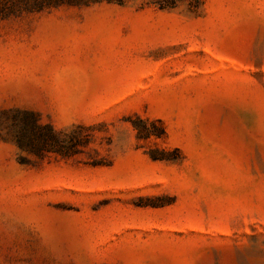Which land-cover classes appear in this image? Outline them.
I'll list each match as a JSON object with an SVG mask.
<instances>
[{
    "label": "rangeland",
    "instance_id": "rangeland-1",
    "mask_svg": "<svg viewBox=\"0 0 264 264\" xmlns=\"http://www.w3.org/2000/svg\"><path fill=\"white\" fill-rule=\"evenodd\" d=\"M0 264H264V0H0Z\"/></svg>",
    "mask_w": 264,
    "mask_h": 264
},
{
    "label": "trees",
    "instance_id": "trees-1",
    "mask_svg": "<svg viewBox=\"0 0 264 264\" xmlns=\"http://www.w3.org/2000/svg\"><path fill=\"white\" fill-rule=\"evenodd\" d=\"M49 2L57 3H73L81 4L88 2H103L124 4L128 0H48ZM205 0H142V5L155 6L159 9H174L181 5H186L189 10L196 11L203 6ZM142 126L134 125L138 130L139 139H147L151 136L162 137L164 130L162 127L156 128L154 121L141 120ZM15 126L17 128L15 134V142L19 149L42 155L44 153L53 152L59 154H70L68 148L63 145L60 140V134L54 130L49 124H41L36 114L32 112H18L15 118ZM151 158L154 160H164L162 156H156L151 153Z\"/></svg>",
    "mask_w": 264,
    "mask_h": 264
}]
</instances>
